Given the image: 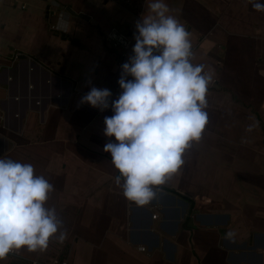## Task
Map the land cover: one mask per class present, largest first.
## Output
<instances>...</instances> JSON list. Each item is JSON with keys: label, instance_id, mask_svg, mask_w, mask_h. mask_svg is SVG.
Returning a JSON list of instances; mask_svg holds the SVG:
<instances>
[{"label": "crops", "instance_id": "1", "mask_svg": "<svg viewBox=\"0 0 264 264\" xmlns=\"http://www.w3.org/2000/svg\"><path fill=\"white\" fill-rule=\"evenodd\" d=\"M150 2L0 0V158L31 164L54 185L47 206L63 221L70 264H264V12L249 0H164L215 83L202 139L147 205L125 198L103 150L115 139L103 131L111 108L79 104L93 86L118 97ZM55 243L13 255L39 264Z\"/></svg>", "mask_w": 264, "mask_h": 264}, {"label": "clouds", "instance_id": "2", "mask_svg": "<svg viewBox=\"0 0 264 264\" xmlns=\"http://www.w3.org/2000/svg\"><path fill=\"white\" fill-rule=\"evenodd\" d=\"M249 2L264 12L259 0ZM56 27L68 31L63 17ZM135 28L134 54L121 65L118 97L111 100L109 89L93 86L79 104L101 112L111 108L113 115L104 117L103 131L115 139L103 150L118 170L115 182L125 198L144 206L155 198V188L180 171L192 143L202 139L215 70L193 62L191 33L170 14L164 0H151ZM258 126L255 121L245 130ZM53 191L54 185L36 175L33 165L0 158V261L22 249L44 252L53 238L65 242L63 221L55 207L47 206ZM235 237L234 231L225 233L230 242Z\"/></svg>", "mask_w": 264, "mask_h": 264}, {"label": "rangeland", "instance_id": "3", "mask_svg": "<svg viewBox=\"0 0 264 264\" xmlns=\"http://www.w3.org/2000/svg\"><path fill=\"white\" fill-rule=\"evenodd\" d=\"M61 243H55V247H53L52 252L49 254L47 258H39L36 259L40 263L39 264H58L63 260V254L61 253ZM35 261V260H34ZM34 261L23 259L17 255L8 256L7 259L0 261V264H11L12 262H16V264H34Z\"/></svg>", "mask_w": 264, "mask_h": 264}, {"label": "water", "instance_id": "4", "mask_svg": "<svg viewBox=\"0 0 264 264\" xmlns=\"http://www.w3.org/2000/svg\"><path fill=\"white\" fill-rule=\"evenodd\" d=\"M51 6H47V15L49 16L51 13H54V11H51ZM66 9H67V11L70 13V14H72V15H74V16H77V17H81V18H84V19H89V16L88 15H86V14H84V13H82V12H77V11H75L73 8H72V6H67L66 7ZM63 34V36L65 37V33L63 32L62 33ZM75 41H77L78 42V39H75Z\"/></svg>", "mask_w": 264, "mask_h": 264}, {"label": "built area", "instance_id": "5", "mask_svg": "<svg viewBox=\"0 0 264 264\" xmlns=\"http://www.w3.org/2000/svg\"><path fill=\"white\" fill-rule=\"evenodd\" d=\"M134 44H135V42H134ZM134 46V45H133ZM195 46L193 45V53H194V58H195ZM134 54V53H133ZM156 216V215H155ZM141 249H143V250H145L146 249V247H141ZM11 255H13V254H11ZM34 264H36V262H34ZM58 264H70L67 260H62L61 262H59Z\"/></svg>", "mask_w": 264, "mask_h": 264}]
</instances>
